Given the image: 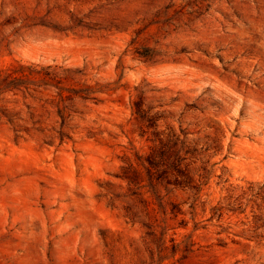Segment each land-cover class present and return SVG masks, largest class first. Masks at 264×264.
<instances>
[{
  "label": "rangeland",
  "instance_id": "rangeland-1",
  "mask_svg": "<svg viewBox=\"0 0 264 264\" xmlns=\"http://www.w3.org/2000/svg\"><path fill=\"white\" fill-rule=\"evenodd\" d=\"M0 264H264V0H0Z\"/></svg>",
  "mask_w": 264,
  "mask_h": 264
}]
</instances>
